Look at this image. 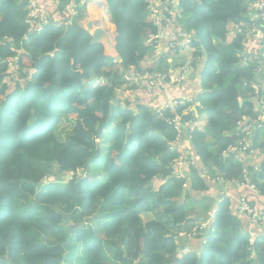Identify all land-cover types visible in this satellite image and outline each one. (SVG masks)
<instances>
[{
  "label": "trees",
  "instance_id": "trees-1",
  "mask_svg": "<svg viewBox=\"0 0 264 264\" xmlns=\"http://www.w3.org/2000/svg\"><path fill=\"white\" fill-rule=\"evenodd\" d=\"M34 1L49 11L39 31L26 22L29 0H0V263L264 264V227L256 224L251 235L228 197L207 195L206 176L248 180L264 194V59H245L243 24L255 22L247 2L167 0L181 30L192 33L181 55L171 56L200 67V106L172 111L145 102L151 92L140 87L156 71L167 84L170 66L146 38L158 27L145 0H104L117 62L103 45L89 44L80 0ZM126 90L133 93L122 101ZM179 99L186 100L166 101ZM61 118L71 123L65 136ZM247 126L249 150L233 151ZM182 137L194 158L184 155L186 166L176 163ZM251 153L262 158L246 166ZM79 220L83 226L69 231ZM196 223L191 240L201 250L184 252Z\"/></svg>",
  "mask_w": 264,
  "mask_h": 264
},
{
  "label": "built area",
  "instance_id": "built-area-1",
  "mask_svg": "<svg viewBox=\"0 0 264 264\" xmlns=\"http://www.w3.org/2000/svg\"><path fill=\"white\" fill-rule=\"evenodd\" d=\"M247 2V4L254 10L255 15L257 19L260 21L262 25H264V0H243ZM147 3V8L149 10L148 19L151 20V22L158 27V31L155 34H149L147 35V40L152 42L154 46V54L159 56L160 54L164 55L163 53H159L156 50L159 47H163V50L167 51L168 57L173 55L176 51V48H178L183 43L189 42L191 40V34L190 36L187 35L185 32L181 30L179 27L178 18L179 15L175 13L174 7H166L165 4L167 3V0H145ZM100 6V12L101 16L97 17L93 20L98 22V25L100 27H103L104 30L107 31V33H111L109 29L108 22L104 21L103 19H107L106 15L103 14V10L105 9L104 5L100 2H97L96 5ZM97 5V6H98ZM75 3L74 1H71L69 4L67 10L69 12L75 11ZM27 15H26V22L29 24V31H39L44 24H46L49 20V14L42 8L37 5V3L34 0H29V3L27 5ZM108 27V29H106ZM179 27V28H176ZM239 31V30H238ZM254 31V30H253ZM160 49V48H159ZM159 53V54H157ZM165 56V55H164ZM257 62L259 64L262 63V59H264V54H261V56H256ZM262 58V59H261ZM261 72V67H258L257 73ZM169 75V74H168ZM181 77V76H180ZM169 78V76H168ZM169 83V82H168ZM165 84V83H164ZM173 101L175 103V107L181 104L185 103V100H168V102ZM163 105V108H169L172 110V106L169 104ZM259 104L262 103V98L259 99ZM174 107V108H175ZM175 124V129L177 131V137L179 138V131L177 130L180 125V119L178 116L173 120ZM247 130H245V133L243 135L242 140L238 143V146L233 147V151H238L242 154H246V152L249 150L251 146V127L247 126ZM176 163L179 166H185L186 163V157L184 156V160L181 158V156L176 160ZM256 168V167H255ZM241 185L250 188L253 191H256L254 186L249 183V181L239 182ZM228 195V194H227ZM240 212L245 213L248 217L251 223L258 224L259 226L264 227V208L258 209L253 206H251L247 200L246 197H242L239 201V205L237 208ZM182 236V234H180ZM194 235V234H193ZM254 235V234H253Z\"/></svg>",
  "mask_w": 264,
  "mask_h": 264
},
{
  "label": "crops",
  "instance_id": "crops-1",
  "mask_svg": "<svg viewBox=\"0 0 264 264\" xmlns=\"http://www.w3.org/2000/svg\"><path fill=\"white\" fill-rule=\"evenodd\" d=\"M44 1V0H42ZM102 2L106 5L105 1L102 0ZM102 3V4H103ZM103 4V5H104ZM50 6V5H49ZM45 11H47V9H45L44 7H42ZM248 11H249V17L254 20L255 22L248 25V24H243V29H244V33H245V37H244V46L246 49V52L248 53L246 58L247 60H249L251 57H256L258 56V53L261 51V48L263 47V34L260 32V29L258 28L259 25H261L260 21L257 19L254 10L249 6L248 7ZM49 13V11H47V14ZM93 18V17H92ZM94 19L92 20H87V22H85L86 25H88V23L93 22ZM80 23H83L82 21ZM114 30L113 25L111 24V22L109 23V26ZM108 27L106 29H108ZM254 30V31H253ZM236 31L235 28L231 29L228 33L229 36V40H231L233 37H231V32ZM88 32L90 33L91 31L88 29ZM109 36V40L112 37V33H107ZM107 45H109L110 47H112L111 44V40L109 43H107ZM199 63V62H197ZM192 68V66H190ZM200 71V67L198 69L192 68V70L190 72L192 73H188L190 74L187 77L186 82H182V85H176L171 87L170 89H168L167 91L164 92V97L163 96H158L156 93L149 91L150 95H148V98H145V102H147L150 105H153L155 107H161V105L164 104V102L166 101V98H184L186 99L185 102H192L190 105L191 110L196 111V107L200 106V102L197 100L198 99V95L200 92V84H199V78H198V72ZM259 87L264 88V78L262 80H260L259 82ZM264 119V116H263ZM262 119V120H263ZM184 139H186L185 137L178 141L177 146L181 147L183 152H187L186 155H190L192 161H194L193 156L190 153V148L188 146H184ZM258 156V155H257ZM255 155H253L252 153L249 155H246V158H251L252 161L250 159H247L248 162H246L247 160L244 161V159H242L245 162V165L247 166L248 164H255L256 162H259L261 160L262 157H257ZM245 158V157H244ZM206 176V175H205ZM207 180H209L210 183V187H209V191L207 192V195L211 196L213 199H219L221 196H226L228 197V199L230 200L231 203V207L233 208L234 211L237 212V208L239 205V201L241 200L242 197H246L249 204L255 208L258 209H262L264 208V194H260L256 191L251 190L248 187H245L243 185H241L240 183H237L236 181L234 182H226L224 180H210L207 176H206ZM228 194V195H227ZM238 217L240 218L241 221V225L242 228H244L246 231H248L251 235H255V231L257 230V226L256 224H253L250 222L249 218L242 213L237 212ZM196 226L195 224L193 225H189L188 228L193 229V227ZM182 233H185V231H182ZM185 238V236H184ZM189 238V237H188ZM188 250H194L199 252L201 250L200 247V243H197V241L191 240V238L188 239L187 243L185 245H183L182 251L187 252Z\"/></svg>",
  "mask_w": 264,
  "mask_h": 264
},
{
  "label": "rangeland",
  "instance_id": "rangeland-1",
  "mask_svg": "<svg viewBox=\"0 0 264 264\" xmlns=\"http://www.w3.org/2000/svg\"><path fill=\"white\" fill-rule=\"evenodd\" d=\"M97 2L103 3L102 0H80V3L83 6V10L81 11L82 14H83L81 21L83 23H80V24H81V26L84 29H87L88 30V27L85 24V22H87L88 19L89 20L96 19L97 17H99V16L102 15L101 12H100V6L98 4H97L98 6L96 5ZM104 7H105V9L103 10V14L106 15V18L107 19L104 18L103 20L106 21V22H108V24H109L110 23V21H109V15L107 14V9H106V5L105 4H104ZM69 13L71 15H75L77 13L76 7H75V11H71ZM179 27L181 28V25H179ZM179 27H176V28H179ZM108 30L113 34L112 36L114 37L115 29L113 30L111 27H109ZM236 32H238V31L231 32V37L235 36L237 34ZM113 37L111 39L112 47L108 46L110 48L111 52L115 51L114 50V44L115 43H114ZM109 42H110V40H109V36H108V43ZM183 45H184V43H183ZM159 48L156 51L159 52V53H163L166 56V61L170 64V66L168 68V73H169V79L168 80H169V83H167V84H164L163 83L162 77L160 76L159 73H157L158 71H156L155 73H152V74H145L144 76H142V78H145L146 82L144 84L146 86H144L143 84H140V87H143L142 89L146 90L148 93H149V91H152V92H155V91L161 92V91H163V92H165L168 89H170L171 87L176 86L175 85L176 83H180L181 84L183 82V80L186 78V76H187L186 74H188V72H190L192 70V68L188 65L190 63V60L189 59L186 60V62H184V65H179L178 64V62L180 61V59L178 58V55H176V54L179 53V55H181V51H180V49L182 48V45L181 44H180V46L178 48H176V54L174 56H170V57L167 56V51L166 50H163L164 49L163 47H159ZM159 53H157V54H159ZM181 61H182V57H181ZM150 62L151 61H147V64L150 63ZM8 65L10 67H12V68H17V65L16 64H13L12 61H9V64ZM123 87H121V88H123ZM132 93H133V91L130 92L129 90H126L125 93H123V96H122L123 99H122V101H124L126 98L127 99H130ZM167 101L164 102V105L167 103ZM169 103L173 107L172 108V111H174L175 110V108H174L175 107V103L173 101H170L167 104H169ZM189 127H190V129L193 128L192 123L189 124ZM58 128H59L58 130H63L64 131L63 136H65V133H68L70 131V129H71V123L68 122V121H66L65 119H62L61 118L59 120V123H58ZM186 154H187V152H183L181 150L180 156H181V158L183 160H184V155L185 156H190L189 154L188 155H186ZM187 164L188 163H186L185 166ZM154 184L156 186L159 183L158 182H156V183L154 182ZM85 220L88 221V222H90L89 218H87ZM79 222H81L82 223L81 226H83L84 220L83 221L82 220L81 221L79 220L78 222H75L74 224H77V223L79 224ZM206 223L207 222H203V221L202 222H199L198 223V224H200L199 225V228L206 227ZM195 225L196 226L193 227L194 232H190V234L189 233L187 234V236L189 238H192L193 234H195V232H196V228L198 226H197V223ZM0 264H8V263L1 262Z\"/></svg>",
  "mask_w": 264,
  "mask_h": 264
},
{
  "label": "water",
  "instance_id": "water-1",
  "mask_svg": "<svg viewBox=\"0 0 264 264\" xmlns=\"http://www.w3.org/2000/svg\"><path fill=\"white\" fill-rule=\"evenodd\" d=\"M87 27L91 31L90 32L91 39L89 41V44H91V45H93V44H101V45H103V47H104V55L113 57L114 61H120L121 57L116 52L115 47H114L115 51H113V52H111L110 48L108 49V47H107V43H108L107 31L104 30L103 27H100L98 25L97 21L88 23ZM258 28L260 29V32L263 34V41L262 42L264 44V25L261 24V25L258 26ZM115 35H116V32H114V37H115ZM114 37H113V39H114ZM201 52H202V55H203L204 59L206 60L207 54H206V50H205V48L203 46H201ZM110 101L112 103H114V104L118 103V99H115L113 97L110 98ZM259 105L260 104H257L258 107H259ZM262 121L264 122V119ZM81 173H82V169H79L78 170V178H77L78 180L80 179ZM62 178L64 180H66V181L69 180L71 178V173H68V174L62 176ZM184 194H185V192H183V196H184ZM65 223L68 224V220L66 218V215H65ZM81 225H82L81 222H79V224L77 223V224L70 225L69 226V231H71V230H73L75 228L81 227ZM3 258L8 260L7 254L4 255ZM59 259H61V258H59ZM51 260L52 259H46L45 263L49 262Z\"/></svg>",
  "mask_w": 264,
  "mask_h": 264
},
{
  "label": "bare ground",
  "instance_id": "bare-ground-1",
  "mask_svg": "<svg viewBox=\"0 0 264 264\" xmlns=\"http://www.w3.org/2000/svg\"><path fill=\"white\" fill-rule=\"evenodd\" d=\"M109 25V24H108ZM113 35V34H112ZM113 37V36H112ZM112 37H111V39H112ZM110 39V40H111ZM109 45H107V47H108ZM234 48V47H233ZM108 49H109V47H108ZM207 51V50H206ZM258 83V82H257ZM260 89V88H259ZM205 94V93H204ZM198 100V99H197ZM187 104V103H186ZM183 119V118H182ZM264 124V123H263ZM216 168V167H215Z\"/></svg>",
  "mask_w": 264,
  "mask_h": 264
}]
</instances>
